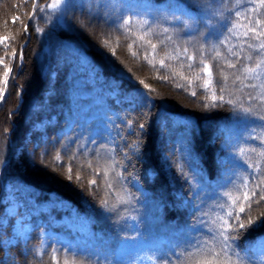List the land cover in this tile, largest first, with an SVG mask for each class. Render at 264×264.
I'll return each instance as SVG.
<instances>
[{"label": "trees", "instance_id": "16d2710c", "mask_svg": "<svg viewBox=\"0 0 264 264\" xmlns=\"http://www.w3.org/2000/svg\"><path fill=\"white\" fill-rule=\"evenodd\" d=\"M83 2V9L77 6L63 15L46 10L29 19L31 0H0V37H9L7 50L0 45V57L13 70L0 100V196L6 182L16 188L30 218L26 239L7 246L0 259L53 264L55 255L58 264L66 259L69 264H195L201 259L198 245L215 243L219 251L221 239L211 222L220 213L218 205L231 203L224 194L238 195L237 186L249 178V188L254 186L258 173L250 164H259L264 172V121L259 119L264 105L250 102L247 95L261 89L236 91V70L225 69L224 102L217 100L212 107L213 89H202L207 77L199 63L203 58L218 78L216 65L225 64V49L220 46L222 57L215 60V51L208 50L228 35L226 27L236 20L237 10L247 9L251 19L254 4L241 0L237 8L236 0H225L223 6L217 0L215 10L222 15L211 16L199 7L211 0H104L108 7L100 12L109 15L82 29L84 14H95L101 0ZM129 16L133 22L147 19L154 29L146 38L157 44L148 56L151 64L144 58L150 46L136 40L144 29L136 27L135 35L126 38L119 28ZM15 17L20 19L14 24ZM239 21L246 23L243 15ZM21 24H27L26 34ZM77 48L102 69L99 79L75 55ZM184 48L194 58V70L188 68ZM13 52L22 59H13ZM166 52L181 55L169 59ZM248 54L254 61L264 59L246 48L241 55ZM3 72L0 65V89ZM197 74L201 80H195ZM262 82L264 78L251 81ZM144 84L152 90L146 103L141 92L149 89ZM241 106L251 107L252 113L246 115ZM73 153L75 159H70ZM97 167L109 175L90 186ZM261 210L253 211V218ZM72 213L87 220L86 230L77 228ZM261 234L264 228L242 230L233 248L244 255ZM251 259L264 256L257 252Z\"/></svg>", "mask_w": 264, "mask_h": 264}, {"label": "snow or ice", "instance_id": "6c2138e0", "mask_svg": "<svg viewBox=\"0 0 264 264\" xmlns=\"http://www.w3.org/2000/svg\"><path fill=\"white\" fill-rule=\"evenodd\" d=\"M27 2V0H26ZM250 3H253L254 6L251 9L252 18L249 19L248 10L245 9L243 12L237 10L235 12L236 20L231 22L227 27L226 31L228 33L224 39L219 40L218 45L213 46L212 49L208 51H215V56L213 59L221 58L222 53L219 50L220 46H223L225 52L223 54V59L225 64L223 66L217 64V77H214L212 68L205 63L204 59L201 58L199 63L202 65L200 71L204 73L207 77L203 79V84L201 85L202 89L207 91L210 88L212 90L211 99H212V107H216V101L224 102V95L223 93L226 90V84L228 81V76L223 75L225 69H234L236 70L233 72V80L232 85L235 86L236 91H240L242 88H251V89H261V91L257 95H253L251 92L247 93L249 101L258 100L261 105H264V82L260 84L251 83L252 80H262L264 78V59L260 60H253V55L248 54L246 56H242L244 49H248L250 53H254L257 57H264V13H258L257 9H264V0H258V4L255 3V0H249ZM32 3V12L29 15V19H34L37 13H43L46 10H50L52 12L60 11L63 15L67 11L79 6L81 9L84 8V2L81 0L79 5H77L76 0H51L50 3L44 4L42 0H31ZM225 0H219V5L223 6ZM241 4V0H236V6L239 8ZM97 8V12L93 14L91 11L84 14V19L80 22V27L82 29H87L92 27V21L104 18L105 16L109 15L108 13L100 12V9L108 7V4L101 0L100 3L95 5ZM217 0H211L209 4H201L199 5L200 9L211 16H216L217 14H221L222 12H217L216 9ZM231 11V9H228ZM243 15L245 22H240L239 18ZM179 19V17H176ZM19 17H15L13 19V23L15 24ZM147 26V27H145ZM23 28V33H27L28 26L27 24H21ZM143 28L144 32L142 35L136 37V40L143 41L144 45L142 46H150L151 52H145L144 58L147 60L149 64L152 63L151 60H148V56L155 53L157 51V44L152 43L150 39H146L150 36L154 29L152 25L149 23L147 19H141L137 22H133L132 17L129 16L127 19H122V22L119 24V28L124 30L126 34V38H130L131 36L135 35L133 31L134 28ZM243 29V31H241ZM163 33H168V28H163ZM107 35V34H106ZM111 37L107 36L104 39L103 43L105 46L108 45L109 39ZM166 40L171 41V36H166ZM9 37H0V45H3L4 49H8L9 44L8 41ZM233 40L239 41V43H232ZM128 44L129 48H132L133 43ZM163 45V41H161ZM75 55L78 57L79 60L84 61L88 64L92 76L94 79H99L103 71L100 69L94 62L88 61L84 55V52L77 48L73 50ZM198 52H203V49H197ZM113 55H115V49L112 50ZM132 55L135 57L137 55L136 52H133ZM181 55L180 52H177L176 57L171 56L170 53L166 52V56L169 59L179 58ZM183 55L187 58L190 63L188 64V68L190 70H194V58L188 55V49H183ZM235 58V59H230ZM13 59H22V55L18 56L16 52L12 53ZM6 57H0V65H3L4 72V80L3 85L4 87L0 89V100L3 99V93L6 92L10 74L12 73V68H10L5 63ZM247 59L250 64H243V60ZM254 63V66H252ZM160 65L163 67L165 66V61L163 59L160 60ZM163 79L167 80L168 77L164 76ZM185 79H187L185 77ZM202 77L197 74L195 76V80H201ZM249 81V83L245 84V81ZM140 83H144L141 81ZM193 83L192 80H188L189 86ZM145 88H148V92L144 93L141 92V96L143 97L142 103H146L148 100L151 99V92L152 90L149 88L147 84H144ZM216 88L219 90V95L216 93ZM139 91V90H138ZM192 96H196V91L191 92ZM231 95V93H230ZM227 103L233 104V100H228ZM241 110L246 114L252 113L253 109L251 107H242ZM259 119L264 121V115H260ZM139 127L143 129L145 127L144 124H140ZM134 134V133H133ZM75 143V141H73ZM127 146V145H126ZM251 151H255L252 149ZM241 154H243L244 149H240ZM261 156H264V152L260 153ZM188 157L191 159L192 152L188 150ZM70 159H75V153L72 154ZM184 163H188L187 160ZM62 164V162H61ZM88 167L91 169L92 164L89 163ZM181 175H183V165H179ZM249 167H253L257 171V175L255 176V184L253 187L249 188V183L251 182L252 178L248 180H242L241 185L237 186L238 195L233 196L232 193L228 192L224 195L231 201L230 204H220L218 205L220 209V213L217 214L216 219L213 220L211 223L217 226L218 236L221 239V245L219 246V251H217V245L215 243L209 244L207 241L205 242L204 246H197V252L200 254L201 259L196 260L195 264H264V259L260 260H252L251 256L255 255L257 252L261 253V256H264V234L256 236L250 243L249 252L241 255L240 253L236 252L233 248L237 237L241 236L242 230L251 229V231H257L260 228H264V172L260 171L259 164H250ZM68 176L71 178L72 175V164L69 163L67 165ZM153 171V170H149ZM109 172L107 170H103L100 167H97L93 171V178L89 181L90 186L97 185V178L107 177ZM79 180L80 177L77 176ZM186 179V178H185ZM108 188H112V184L106 185ZM181 202L183 201L184 197H178ZM108 202L107 200L102 201L103 205H106ZM18 205H13L11 208H8L7 212L4 215H0V252L4 251L5 248L12 243V239H6L8 233V225H9V217H12L16 214V208ZM257 208L262 209L258 215L253 218L252 212L255 211ZM22 221L17 220L16 223L19 225ZM16 235H21L19 227L16 228ZM211 231V230H210ZM214 239V238H213ZM127 243V241H125ZM55 251V250H53ZM21 256L25 255V253L21 252ZM235 257V259H233ZM10 257L5 256L3 259H0V264H8ZM53 264H58L57 257L54 255L52 257ZM14 264V262H13ZM64 264H69V261L66 259ZM72 264H75L73 261Z\"/></svg>", "mask_w": 264, "mask_h": 264}, {"label": "rangeland", "instance_id": "374dc122", "mask_svg": "<svg viewBox=\"0 0 264 264\" xmlns=\"http://www.w3.org/2000/svg\"><path fill=\"white\" fill-rule=\"evenodd\" d=\"M0 203L2 204L0 215H4L7 212L8 208H11L14 204L18 205V207L16 208V214L12 217H9L8 233L5 238L12 239V243L10 245H13L18 239L25 240L26 232L30 228V218L27 214V206H25L23 202L21 193L18 192L16 188L12 187L9 183L6 182L3 186V194L0 196ZM72 214L73 216L77 217V228L79 230H86L88 223L87 220L80 215L76 216L74 213ZM17 220H20L22 222L17 225ZM17 227H19L20 232L22 233L21 235H16L15 230Z\"/></svg>", "mask_w": 264, "mask_h": 264}]
</instances>
